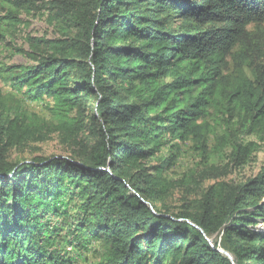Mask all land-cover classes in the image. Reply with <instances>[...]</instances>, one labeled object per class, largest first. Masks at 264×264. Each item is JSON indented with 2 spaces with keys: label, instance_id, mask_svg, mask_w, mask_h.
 <instances>
[{
  "label": "trees",
  "instance_id": "16d2710c",
  "mask_svg": "<svg viewBox=\"0 0 264 264\" xmlns=\"http://www.w3.org/2000/svg\"><path fill=\"white\" fill-rule=\"evenodd\" d=\"M37 1L0 2L1 40L21 11L58 33L13 47L34 65L0 66L49 100L46 120L0 97V264H75L95 245L92 264H264V166L219 180L264 144V0ZM51 135L69 157L10 160ZM187 143L196 167L166 178ZM179 188L194 197L175 213Z\"/></svg>",
  "mask_w": 264,
  "mask_h": 264
},
{
  "label": "rangeland",
  "instance_id": "374dc122",
  "mask_svg": "<svg viewBox=\"0 0 264 264\" xmlns=\"http://www.w3.org/2000/svg\"><path fill=\"white\" fill-rule=\"evenodd\" d=\"M50 0H38L37 4L41 5L43 2ZM1 2V0H0ZM5 11L0 12V24L5 22L1 19L6 17ZM20 20L19 26L16 30L10 31L4 35V38L0 39V66L4 65H20V66H32L34 63L23 55H12L13 47L22 48L24 51H29V45L26 42L28 37L30 38H43L53 39L58 37V33L53 25H50L47 13L44 10L39 12L27 13L21 11L18 15ZM0 97L4 98V105L10 110L15 106L22 107L26 112L35 114L43 119H48V111L46 105L49 104V100L45 99L42 102L30 103L25 100L21 94H17L12 91L8 84H5L0 80ZM253 140V138H248ZM259 144V143H258ZM259 150L254 154L252 161L243 168L236 169L229 167L227 175L219 180L230 181L233 183H239L245 181L256 175L261 167L264 166V144H259ZM71 149L62 144L57 135H51L50 139L43 143H28L23 146L12 149L9 152L10 160L16 161H30L35 157H69ZM170 152L168 147L162 149L160 156L167 159ZM199 159L196 153L192 150L191 144L187 143L181 145L180 151L177 154L175 165L166 169L164 176L168 179L176 180L188 170L194 169ZM152 164L158 165V161H153ZM214 181L209 180L205 185L212 184ZM194 196L188 193V190L179 188L173 192L165 202L166 207L171 212H178L185 206L186 201L189 202ZM257 229L264 230V223L259 222ZM215 240V239H214ZM69 256H72L75 260V264H92L97 260V254L99 253L98 247L93 246L89 252H82L81 257H77L75 251L68 252Z\"/></svg>",
  "mask_w": 264,
  "mask_h": 264
},
{
  "label": "water",
  "instance_id": "95a60500",
  "mask_svg": "<svg viewBox=\"0 0 264 264\" xmlns=\"http://www.w3.org/2000/svg\"><path fill=\"white\" fill-rule=\"evenodd\" d=\"M145 204H147V203H145ZM209 244H210V246H212V242L211 241H209ZM217 251L219 253H221L222 255L226 256L230 260V262L233 263L232 256L228 252H226V251H224L222 249H217Z\"/></svg>",
  "mask_w": 264,
  "mask_h": 264
},
{
  "label": "bare ground",
  "instance_id": "6f19581e",
  "mask_svg": "<svg viewBox=\"0 0 264 264\" xmlns=\"http://www.w3.org/2000/svg\"><path fill=\"white\" fill-rule=\"evenodd\" d=\"M214 246V245H213Z\"/></svg>",
  "mask_w": 264,
  "mask_h": 264
}]
</instances>
